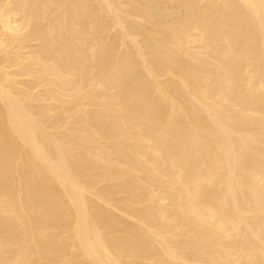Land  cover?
Returning <instances> with one entry per match:
<instances>
[{
  "label": "bare ground",
  "instance_id": "6f19581e",
  "mask_svg": "<svg viewBox=\"0 0 264 264\" xmlns=\"http://www.w3.org/2000/svg\"><path fill=\"white\" fill-rule=\"evenodd\" d=\"M0 264H264V0H0Z\"/></svg>",
  "mask_w": 264,
  "mask_h": 264
}]
</instances>
